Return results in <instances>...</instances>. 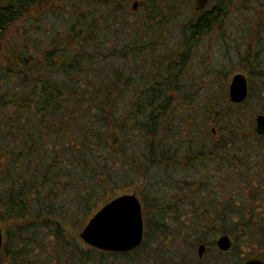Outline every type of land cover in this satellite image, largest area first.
<instances>
[{"label":"trees","instance_id":"trees-1","mask_svg":"<svg viewBox=\"0 0 264 264\" xmlns=\"http://www.w3.org/2000/svg\"><path fill=\"white\" fill-rule=\"evenodd\" d=\"M54 1L0 0V54L18 20L34 6ZM74 1L70 18L60 16L68 22L63 23L66 31H57L51 21L48 28L42 22L35 29L24 28L0 63V221L6 227L0 264H112L136 253L140 247L129 252L83 249L70 229H82L99 206L141 180L162 186V174L171 170L172 178L181 158L192 166L208 161V155L216 165L227 162L229 171H245L252 183L259 179L251 153L261 136L253 129L252 140L235 137L240 112L238 119L228 112L222 117L213 104L197 103L194 113L200 118L191 125L185 119L188 107L178 101L196 94L183 82L191 53L234 0H212L209 9L195 8V17L177 29L180 45L174 49L166 36L176 28L180 8H194L193 0H147L141 5L147 6L145 20L128 19L103 0L102 5ZM117 1L125 5L131 0ZM52 10L44 14L56 17ZM258 74L264 78V70ZM225 117L220 132L231 135L213 140L216 132L209 121L220 125ZM218 176L204 186L221 184L214 179ZM203 183L196 178L184 182L186 194L164 204L163 213L177 212L176 222L189 229L195 227V216L208 219L207 225L210 218L226 220L224 210L231 213L227 205L235 206L217 192L201 194L210 206L200 212H179L196 201L192 191ZM138 196L145 201L149 194L140 191ZM239 219L231 223L241 224ZM148 223L150 229L162 228L158 220ZM160 255L149 257L148 264H168Z\"/></svg>","mask_w":264,"mask_h":264},{"label":"rangeland","instance_id":"rangeland-1","mask_svg":"<svg viewBox=\"0 0 264 264\" xmlns=\"http://www.w3.org/2000/svg\"><path fill=\"white\" fill-rule=\"evenodd\" d=\"M97 1L99 3L101 2L102 5V0ZM103 1L106 5L112 6L111 8L117 9H112V11L116 12L119 10L122 13H126L128 19H133L135 16H138L137 19L139 20H145L147 18V6L145 8L142 6L143 10H141V5L145 2L147 3V0H131L125 5L124 3H119L117 0ZM72 2L75 3L74 0H72ZM74 3H72V5ZM70 5V0H56L52 6L51 4L46 7L40 4L34 6V9L27 14L26 17L18 20L10 28L6 39L2 42L6 50L0 54V63L2 58H5L4 55L7 48L11 47L14 40L18 37L17 35H19L24 28L28 29L33 27L32 29H35L38 25L37 22H42V24L48 28L50 26L49 22L51 21V23L59 28L57 31H66L67 28L64 27L63 23L68 24V22L62 21V17L60 18V16L70 18L74 10ZM192 6L194 8L180 6L181 8L177 14L178 18H176L178 20H176L175 23L176 28H170V32L166 36V39L168 38L173 49L180 45L177 29L182 25L181 23H186L187 20H190L196 15V0H193ZM211 7L212 0H208L204 9H209ZM46 10H52L51 12L53 13L56 12V17L54 14H51V16L50 14L49 16L48 14H44ZM135 12H137V14L133 16ZM121 26L122 25L115 26V30H119ZM43 46H46V44L44 43ZM161 51L162 54L166 52L164 49ZM40 53L41 52L37 53L34 51L35 55H40ZM262 70H264V0H234L232 4L228 6L225 18L216 24L210 35L198 41L191 53V60L185 71V79L183 82L187 81L189 88L195 90L196 94L191 96L188 95L189 97L187 98H178V101L182 102L185 107H188L186 108L188 112L185 115V119L190 118L189 121L192 125L193 122H195L193 121L194 118H200L199 114H196V112L194 113V109H198V104L203 107L213 104V106L221 112L222 117L228 112V115L233 114L236 116V119H238V117H240V112V127L238 125V120L237 124L234 123L233 126L237 128V130L233 129L236 135L235 137L239 138L243 136L252 140L251 135L256 130L257 116L260 114L264 115V78L258 74ZM239 73L243 74L248 81V96L242 104L234 103L230 100V85L234 76ZM207 120H209V118H207ZM214 121L213 119L208 123L210 129L216 132L215 135H213V140H218L222 136L225 138V136L231 135L227 132H223L225 129L224 124L226 123V117L224 120L222 119L221 126ZM227 128H231L229 123ZM240 128L245 130H239ZM220 129L223 131L220 132ZM199 133L198 130L195 131V134L198 135ZM228 138L229 137L226 139ZM256 143L258 146L256 145L255 149L253 146L251 154H254L252 157L253 163L258 165L259 176H257V178H259V181L255 180L252 183L250 181L254 179H250L251 176L245 174V171H242L244 174H241L242 172L236 173L235 171H229L225 168L228 164L227 162H223L221 166L216 165V162L209 160V156L207 155L206 160L208 161L200 163L199 165L194 164L195 168L194 165L189 166V164H186L184 161L185 159L181 158V163L178 164V167L174 170V178L168 175L172 173L171 170L166 169L165 172L168 174H162L164 177L162 186L152 185L149 181L141 180L139 183L135 184L130 191L122 192L114 196L112 199L123 194H136L138 196L140 191L149 194L145 201L138 196L142 204L144 220V245H140V249L136 253H129L126 254V256L115 259L112 264H148L149 257L151 258L155 254L157 256L161 254L160 256L162 259L167 260L168 264H175L180 254H188V256H186L187 258L193 252V254L198 256L197 246L193 249L194 245H190V242L195 239L200 242L205 239L207 240L208 250L203 260H205L204 262L206 263L209 262L208 264L222 263L223 261L229 264H242L248 259L259 258L260 255H263L264 136L258 138ZM160 174H158V176ZM218 174L220 176H218ZM213 175L218 176V178L214 177V179L221 180V184H209V186H204L206 182H210L208 178H212ZM252 176H256L255 172ZM191 178H196V180L204 183L195 185V189H192V195L195 197L196 201L191 202L189 208H179V212L184 214L189 213L192 208L196 209L197 212L201 210V207L204 208L206 205L210 206L209 201H204V196L201 194L205 193L206 195H210V193L217 192V194L221 193L222 196L228 200L227 204L230 203L235 206V208L232 206L229 208V205H227L228 210L231 209V213L224 210L225 214L223 215L229 216L226 220L223 218H210L209 222H211V225H207L206 222H208V219L195 216L193 219V226L195 227L189 229L185 228L184 224L182 225L176 222L177 212L174 214L173 211L169 210V212L163 213L162 206L164 204L172 203L173 199L186 194L188 185L183 183L191 181ZM181 181L184 182L181 183ZM205 187L207 190H205ZM222 188H225V191H222ZM234 191L236 194H233ZM104 205L105 204L99 206L97 211ZM163 208L164 212H166L167 207ZM239 216L242 218L241 222L244 224H240V222L239 224L231 223L233 219H239ZM91 218H89L85 226L89 223ZM151 219L160 221L162 228L156 225L152 226L150 229L148 227V222L151 221ZM0 226L5 237L6 227L1 221ZM84 227L80 230L70 229L71 234L77 239L79 246L83 249H90L93 246L87 244L81 238V232ZM222 229H228L229 231H226L228 233L225 232V234H230V238L233 240L230 254L221 253L214 243L219 236L224 234ZM231 229L234 232L232 234L230 233ZM165 238H167V240H165ZM152 244H154V247H151Z\"/></svg>","mask_w":264,"mask_h":264},{"label":"water","instance_id":"water-1","mask_svg":"<svg viewBox=\"0 0 264 264\" xmlns=\"http://www.w3.org/2000/svg\"><path fill=\"white\" fill-rule=\"evenodd\" d=\"M208 0H196V8L203 10ZM137 5V4H135ZM248 96V81L243 74H236L230 85V100L234 103H242ZM258 129L264 132V115L257 117ZM131 208L133 227L110 228L102 225L108 220L114 209ZM81 238L89 245L100 250L111 252H128L139 247L144 238V220L142 204L136 194H123L106 203L81 232ZM4 234L0 226V255L3 250ZM219 246L223 250L230 247V239L222 237ZM202 249V248H201ZM247 264H264L258 260H250Z\"/></svg>","mask_w":264,"mask_h":264},{"label":"flooded vegetation","instance_id":"flooded-vegetation-1","mask_svg":"<svg viewBox=\"0 0 264 264\" xmlns=\"http://www.w3.org/2000/svg\"><path fill=\"white\" fill-rule=\"evenodd\" d=\"M260 115H263V114H260ZM259 116V115H258ZM257 116V117H258ZM256 131H257V133L260 135V136H264V132L262 131V130H259L258 129V123H257V119H256ZM228 237L229 239H230V247H229V249H227V250H223V249H221L220 248V246H219V240L222 238V237ZM231 236H230V234H222L221 236H219V238L218 239H216L215 240V244H216V248L217 249H219L220 250V252L221 253H227V254H230V251H231V247L233 246L232 245V243H233V240L230 238ZM263 240H264V230H263ZM193 243L192 244H190V245H194L193 247V249H195L196 248V246H197V248H198V256H196L195 254H193V252L190 254V256L189 257H187L186 258V256H188V254L186 255H181L180 254V256H178V258H177V262L175 263V264H208L209 262H204L205 260H203L204 259V255H205V253H206V251L208 250V242H207V240L205 239L204 241H198V240H196L195 239V241L193 240L192 241ZM204 242V243H203ZM213 243V244H214ZM202 248V249H201ZM194 252H195V250H194ZM250 260H258V261H261V262H263L264 263V252H263V255H260V257L259 258H251V259H248L247 261H245V262H243L242 264H247ZM214 264H229L228 262H226V261H223L222 263H214Z\"/></svg>","mask_w":264,"mask_h":264},{"label":"snow or ice","instance_id":"snow-or-ice-1","mask_svg":"<svg viewBox=\"0 0 264 264\" xmlns=\"http://www.w3.org/2000/svg\"><path fill=\"white\" fill-rule=\"evenodd\" d=\"M110 228H126L131 230L133 227L131 208H117L111 213L107 221L102 225Z\"/></svg>","mask_w":264,"mask_h":264}]
</instances>
